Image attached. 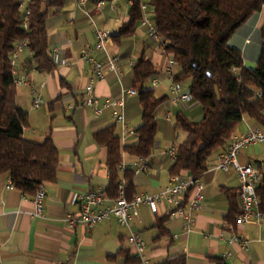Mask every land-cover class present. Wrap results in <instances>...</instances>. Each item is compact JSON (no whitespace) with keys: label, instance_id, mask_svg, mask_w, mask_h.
I'll use <instances>...</instances> for the list:
<instances>
[{"label":"crops","instance_id":"obj_1","mask_svg":"<svg viewBox=\"0 0 264 264\" xmlns=\"http://www.w3.org/2000/svg\"><path fill=\"white\" fill-rule=\"evenodd\" d=\"M21 1L24 11L29 0ZM141 2L146 4L144 0ZM132 6L133 0H106L102 7L89 0L83 5L68 0L63 8H50L47 21L50 49L53 57L55 49L59 52L61 62L55 63L51 72H45L36 67L30 50L19 53L16 69L29 83L27 87H16L17 104L29 115V127L25 129L24 137L39 143L52 137L59 151L60 165L57 182L45 185L47 197L44 216L40 219L33 217V197H27L17 189H8L9 175L0 174V264H129V259H137L136 248L129 242L132 234H141L145 238L150 264H161L180 256L186 257L187 264H264V220L257 226H239L231 219L230 197H238L240 182L234 171L217 170L224 153L211 159L209 171L201 178L206 185L205 201L196 213L192 231H185L180 221L169 219L166 223L168 234H160L157 219L167 216L170 207L166 203L160 205L159 216L152 215L148 207L143 206L139 218L125 228L115 219L93 229L74 228L66 223L68 216L80 213V195L97 189L106 190L110 183L109 150L96 142L95 134L115 127L122 146L130 147L138 144L137 129L142 125L138 95L126 100L125 124L115 120L112 108L97 117L93 107L83 106L90 82L94 83L97 108H103L106 103L121 97L124 89H132V63L145 57L156 68L157 75L148 80L147 87L166 101L156 111L159 132L151 167L148 172L134 177L137 195H156L168 188L174 161L167 151L187 138L178 116L184 114L195 119L193 122L199 121V116L194 115L201 106L185 112L172 105L170 88L180 67L177 64L170 66L163 49L149 40L147 29L140 24L133 34L120 35L123 26L129 22ZM263 27L264 7L252 26L230 42L242 51L245 68L257 66L260 44L253 35ZM96 29L112 33L108 53L97 54V58L105 62L110 56L120 57V79L111 75L104 81H97L81 59L82 50L96 44ZM183 85L189 91V82ZM37 95L42 96L44 104L35 110ZM260 129L264 131L258 122L246 117L235 135ZM137 160L124 154L123 165L131 167ZM238 161L243 166L258 167L264 175V145L243 149ZM261 210L264 212V202ZM235 236L249 241V248L231 245Z\"/></svg>","mask_w":264,"mask_h":264},{"label":"trees","instance_id":"obj_2","mask_svg":"<svg viewBox=\"0 0 264 264\" xmlns=\"http://www.w3.org/2000/svg\"><path fill=\"white\" fill-rule=\"evenodd\" d=\"M67 3L68 0H29L26 30L22 1L0 0V174H8L15 188L27 197H34L41 186L57 182L60 159L52 137L42 143L24 137L29 115L17 104L11 55L18 43L26 41L36 67L51 72L55 62L47 34L49 9L63 8ZM148 6L159 34L167 40L166 55L173 57L180 67L174 83L189 82V91L200 103L203 114L200 122H193L184 114L178 116L187 138L177 147V159L170 173L171 176L186 173L201 179L209 171L211 159L227 151L244 118L264 127V27L253 35L260 44L255 69L245 68L242 51L230 44L236 35L252 26L263 10L264 0H151ZM129 15L121 36L133 34L142 24L138 0H133ZM236 69L240 72L235 73ZM155 75L156 68L149 59L141 57L134 64L130 87L137 92L142 108L137 145L123 147L115 127L95 134L96 142L109 150L110 183L105 193L111 199L118 198L122 182L128 201L137 195L136 174L131 169L121 170L124 154L140 159L151 157L155 151L159 132L156 111L166 101L147 87L148 80ZM258 194L262 206L264 181ZM237 199V195L230 197V216L235 223L241 209ZM168 220L167 216L157 219L161 235L168 234ZM128 263L141 264V261L129 259ZM161 264H187V261L180 256Z\"/></svg>","mask_w":264,"mask_h":264},{"label":"built area","instance_id":"obj_3","mask_svg":"<svg viewBox=\"0 0 264 264\" xmlns=\"http://www.w3.org/2000/svg\"><path fill=\"white\" fill-rule=\"evenodd\" d=\"M77 5H83L87 0H70ZM141 9L143 13L142 26L147 29L148 37L151 43L160 46L163 51L167 40L163 38L152 20V12L148 5L143 4L141 0ZM105 1L96 2L98 7H102ZM23 7V6H22ZM30 10L26 8L24 28L28 29V17ZM112 33L102 29H96V44L92 47H86L81 52V59L91 69L97 81H104L109 76L115 75L119 79L122 76L121 58L108 57V60L103 62L97 58V54L108 53V46L112 40ZM24 49L31 48L26 41H22L16 45L15 51L11 55L12 75L14 76L15 86L27 87L29 83L25 75H20L16 69V61L20 52ZM32 52V51H31ZM165 52V51H164ZM169 57L170 66L176 65L173 57ZM55 63L61 62L59 52L55 49ZM134 66V63L131 65ZM240 70H235L239 73ZM240 82V78H239ZM154 85L156 82L153 83ZM35 91L33 90V93ZM172 94L171 103L176 107H181L183 111H193L200 107V103L195 101L190 93L184 89L183 84H176L173 80V85L170 88ZM134 89H124L121 97L106 103L103 108H97L98 98L94 90V83L90 82L86 87L83 106L93 107L96 116L100 117L107 109H114L113 116L118 123L125 124V106L128 97L137 96ZM44 101L41 95H37L34 102V109L38 110L42 107ZM262 144L264 145V131L256 130L249 131L240 135H234L227 151L221 156L217 170L225 173L234 171L240 182L238 193L241 209L237 216V224L239 226L253 225L257 226L264 220V212L261 210V200L258 190L264 181V175L261 174L258 167L254 165L243 166L238 161L240 152L250 146ZM167 155L175 162L177 159V146H171ZM151 167V157L138 159L131 167L122 165V172L131 169L135 174L146 173ZM7 188L14 190L15 185L12 180H9ZM206 185L201 179H196L189 174L182 173L177 176H172L168 188L156 195H136L130 202L126 198L125 182H122L119 188L117 199H111L103 189H97L89 193L79 196L81 205L80 213L76 216H68L66 223L71 227H84L93 229L102 223L115 219L122 228L129 227L131 222L139 218L141 208L148 207L151 214L154 216L160 215V205L166 203L170 210L166 214L170 220L180 221L185 231H192L195 226L196 213L201 210L205 201ZM47 197L45 185L41 186L36 195L32 198L35 205L33 217L42 218L44 216V202ZM131 245L136 248L135 257L141 261V264H150L147 257V242L143 235L132 234L129 239ZM230 244H240L246 249L249 248V241L235 236L231 239ZM230 256L227 255L224 259Z\"/></svg>","mask_w":264,"mask_h":264},{"label":"rangeland","instance_id":"obj_4","mask_svg":"<svg viewBox=\"0 0 264 264\" xmlns=\"http://www.w3.org/2000/svg\"><path fill=\"white\" fill-rule=\"evenodd\" d=\"M150 1L151 0H144V2L146 3V4H150ZM26 7H24V11H26V9H25ZM198 108H200V107H198ZM195 116H199V121L198 122H200L201 121V119H202V110H201V108H200V110H198V113H195V115H194V117ZM193 117V118H194ZM189 120H191V121H193V120H195V119H189Z\"/></svg>","mask_w":264,"mask_h":264}]
</instances>
